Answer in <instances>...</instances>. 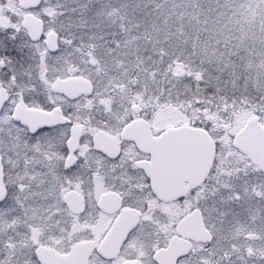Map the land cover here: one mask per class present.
<instances>
[{
	"label": "snow or ice",
	"instance_id": "1",
	"mask_svg": "<svg viewBox=\"0 0 264 264\" xmlns=\"http://www.w3.org/2000/svg\"><path fill=\"white\" fill-rule=\"evenodd\" d=\"M0 264H264V0H0Z\"/></svg>",
	"mask_w": 264,
	"mask_h": 264
}]
</instances>
